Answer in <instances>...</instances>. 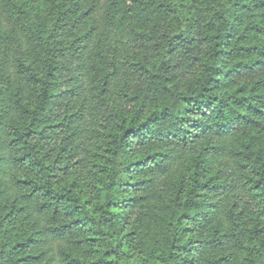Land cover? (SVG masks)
Instances as JSON below:
<instances>
[{
  "label": "trees",
  "instance_id": "trees-1",
  "mask_svg": "<svg viewBox=\"0 0 264 264\" xmlns=\"http://www.w3.org/2000/svg\"><path fill=\"white\" fill-rule=\"evenodd\" d=\"M0 264H264V0H0Z\"/></svg>",
  "mask_w": 264,
  "mask_h": 264
},
{
  "label": "rangeland",
  "instance_id": "rangeland-1",
  "mask_svg": "<svg viewBox=\"0 0 264 264\" xmlns=\"http://www.w3.org/2000/svg\"><path fill=\"white\" fill-rule=\"evenodd\" d=\"M100 1V4H101V6H105L106 4H107V2H108V0H99ZM17 57H18V55H14V56H12V58L13 59H17ZM180 63V62H179ZM176 70L177 71H179V73H181V75H183V76H185V72H184V70L182 69V66L181 65H179L177 68H176Z\"/></svg>",
  "mask_w": 264,
  "mask_h": 264
}]
</instances>
